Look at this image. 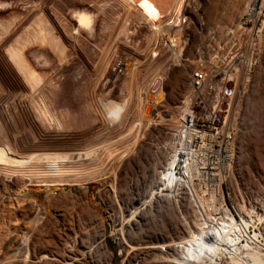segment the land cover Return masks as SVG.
<instances>
[{
	"label": "rangeland",
	"instance_id": "374dc122",
	"mask_svg": "<svg viewBox=\"0 0 264 264\" xmlns=\"http://www.w3.org/2000/svg\"><path fill=\"white\" fill-rule=\"evenodd\" d=\"M16 1L26 7L0 12V264H67L69 255L75 264H137L146 223L264 226V0ZM78 11L94 15V34L77 28ZM161 35L173 49L151 59ZM35 46L55 69L35 70L26 54ZM235 51L256 62L223 128L204 140L213 152L192 165L194 196L161 191L186 131L190 73ZM118 61L126 73L113 70ZM158 78L163 99L152 101ZM210 234L205 244H215Z\"/></svg>",
	"mask_w": 264,
	"mask_h": 264
},
{
	"label": "bare ground",
	"instance_id": "6f19581e",
	"mask_svg": "<svg viewBox=\"0 0 264 264\" xmlns=\"http://www.w3.org/2000/svg\"><path fill=\"white\" fill-rule=\"evenodd\" d=\"M26 4L27 2L25 1L0 0V12L16 8L23 10ZM72 16L76 18L77 28H87L91 31L90 29L95 22L91 21L92 15L89 14L87 16L78 11ZM91 33L94 34L95 31H91ZM169 45L171 46L170 43ZM26 54L36 71L55 69V58L45 49L35 46L27 49ZM28 74L35 76V71L29 70ZM158 79L162 81L161 78ZM149 96H151L150 100L152 101L155 97L156 99H163V94L159 93V89L156 92L149 91L147 97ZM228 104L229 101L227 106ZM226 109H219L215 115L210 117L200 113L191 115L190 111L186 110L181 117L183 122L180 121L185 124L186 131L182 130L184 133H180L182 134L179 138L180 144L175 148L168 166L160 175L161 188L158 189L161 191H167L169 188L173 191L180 190V198L182 200H185L188 196L190 198L194 196L196 187L194 185L195 177L192 165L194 162L196 163L195 159L199 156L207 157L208 153L213 152V149L211 150L212 145L210 147L206 146L207 143L204 140L210 138L212 133L217 134L221 131ZM144 114H147L145 109ZM209 168V166L201 167V174L205 178H208L207 170ZM39 185L44 186L45 184L41 183ZM139 227L145 232V235H143L145 240H142V242L149 244L136 259L137 264H264V226L242 223H231L229 225L198 223L193 225L190 221L184 219V223H146L140 224ZM186 228L190 233L188 235H185ZM212 228H217L218 230L219 228H226L227 233L223 235V232L220 231V237L219 235L214 237L213 233H209ZM207 232L214 237L215 244H205L203 239H201V234L204 235ZM252 232L254 233L252 234ZM136 239L138 238L136 237ZM233 239L238 241L236 243L225 242L234 241ZM131 240L133 239H127L128 242ZM209 248L213 250V252L211 251L213 255L207 258L205 253L210 250ZM198 256H201V258H198ZM77 260L76 256L69 255L66 263L75 264Z\"/></svg>",
	"mask_w": 264,
	"mask_h": 264
},
{
	"label": "built area",
	"instance_id": "2783aa9c",
	"mask_svg": "<svg viewBox=\"0 0 264 264\" xmlns=\"http://www.w3.org/2000/svg\"><path fill=\"white\" fill-rule=\"evenodd\" d=\"M171 13L172 8L164 21L170 17ZM182 17L184 16H181L180 11H178L174 18L169 20V24L176 27L180 26L179 21ZM253 28L254 29L251 30L250 34L251 39L255 38L260 33L262 29V18L256 21ZM173 46L174 44L171 39L167 37L165 38L163 35H161L160 40L156 41L155 43L152 55L150 56L151 59L160 54L163 49L172 51ZM241 56L242 53H236V51L231 53L229 58H227L226 55H223L222 53H216L214 60L200 61L199 65L192 70L189 75L192 97L190 99L191 102L188 109L191 114L196 115L200 113L201 115L209 117L215 115L219 109H222L221 106L223 105V98L226 96V91L229 89L227 87L229 82L232 83L230 95H233L236 89H239L240 87L244 88L248 84L251 76V68L256 62L257 56L252 51L247 54L246 61H244L242 59L244 57ZM124 64L126 63L118 61L113 67V70L119 74L126 73L128 70L124 68ZM150 91L152 90L150 89Z\"/></svg>",
	"mask_w": 264,
	"mask_h": 264
},
{
	"label": "water",
	"instance_id": "95a60500",
	"mask_svg": "<svg viewBox=\"0 0 264 264\" xmlns=\"http://www.w3.org/2000/svg\"><path fill=\"white\" fill-rule=\"evenodd\" d=\"M161 86V81L159 79H156L151 87V90L152 91H157ZM227 87L229 88L227 91H226V96L223 98V105L221 106L223 109H226L227 108V102L229 101V95L231 93V87H232V83L229 82L227 84Z\"/></svg>",
	"mask_w": 264,
	"mask_h": 264
}]
</instances>
